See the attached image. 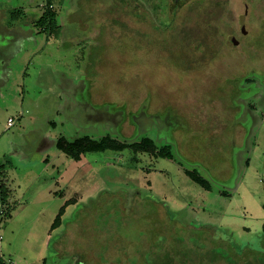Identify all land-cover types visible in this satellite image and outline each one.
Wrapping results in <instances>:
<instances>
[{
	"label": "rangeland",
	"instance_id": "obj_1",
	"mask_svg": "<svg viewBox=\"0 0 264 264\" xmlns=\"http://www.w3.org/2000/svg\"><path fill=\"white\" fill-rule=\"evenodd\" d=\"M197 1L53 0L50 32L47 0H0V264L264 261V0ZM87 136L174 157L58 149Z\"/></svg>",
	"mask_w": 264,
	"mask_h": 264
},
{
	"label": "trees",
	"instance_id": "obj_2",
	"mask_svg": "<svg viewBox=\"0 0 264 264\" xmlns=\"http://www.w3.org/2000/svg\"><path fill=\"white\" fill-rule=\"evenodd\" d=\"M218 1L220 0H214V2L219 3ZM197 7L198 5H195L194 8L192 7L189 11H187L186 19L180 22L179 30L177 29V31L179 35L183 37H188L189 35L194 36L195 40L198 41L197 46L200 47L203 46L205 42L207 45V41L209 38H205L203 36L201 32L203 26L202 23H200V18H198V16L196 17L194 14L195 9ZM56 17L57 12L56 10H54L53 0H47L45 10L43 12L42 17L38 21V25L43 27V29L46 31L54 32V30L58 28V25L56 24ZM57 146L58 149L61 150L63 153L76 160L81 159L82 155L88 152H102L106 150L122 152L127 149L131 150L133 154L148 153L155 157H174L170 145L158 147L155 141L149 137H143L140 141L133 143L120 141L118 139L111 138L110 136H105L101 139H93L87 136L80 137L74 141H66L64 138H60L58 140ZM6 165L7 163L0 164V207L2 211L4 210V207L8 204V200L10 197V189L7 185V181L4 176V170L6 168ZM185 173L192 181L200 184L206 190L211 189L210 182L203 176L199 175L196 171L185 170ZM72 201L73 200L67 202L60 208L59 213L54 223L52 224V230L61 225L62 216L64 215L68 204ZM213 261L218 262L217 260ZM43 264H47L46 259H44ZM261 264H264V261H262Z\"/></svg>",
	"mask_w": 264,
	"mask_h": 264
},
{
	"label": "built area",
	"instance_id": "obj_3",
	"mask_svg": "<svg viewBox=\"0 0 264 264\" xmlns=\"http://www.w3.org/2000/svg\"><path fill=\"white\" fill-rule=\"evenodd\" d=\"M15 125V119H13V118H9V120H8V126L9 127H13ZM3 214V211H2V209H1V207H0V216ZM2 225V221L0 220V226Z\"/></svg>",
	"mask_w": 264,
	"mask_h": 264
},
{
	"label": "crops",
	"instance_id": "obj_4",
	"mask_svg": "<svg viewBox=\"0 0 264 264\" xmlns=\"http://www.w3.org/2000/svg\"><path fill=\"white\" fill-rule=\"evenodd\" d=\"M4 85H2V87H3ZM3 213H4V210H3ZM1 239V238H0ZM44 260V259H43ZM42 264H43V262H42Z\"/></svg>",
	"mask_w": 264,
	"mask_h": 264
},
{
	"label": "flooded vegetation",
	"instance_id": "obj_5",
	"mask_svg": "<svg viewBox=\"0 0 264 264\" xmlns=\"http://www.w3.org/2000/svg\"><path fill=\"white\" fill-rule=\"evenodd\" d=\"M245 14H247V12Z\"/></svg>",
	"mask_w": 264,
	"mask_h": 264
}]
</instances>
